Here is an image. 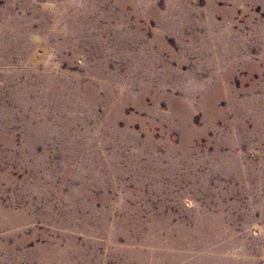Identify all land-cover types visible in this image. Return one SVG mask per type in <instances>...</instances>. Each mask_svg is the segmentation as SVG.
Masks as SVG:
<instances>
[{
	"label": "rangeland",
	"instance_id": "obj_1",
	"mask_svg": "<svg viewBox=\"0 0 264 264\" xmlns=\"http://www.w3.org/2000/svg\"><path fill=\"white\" fill-rule=\"evenodd\" d=\"M209 216L175 253L264 264V0H0V264Z\"/></svg>",
	"mask_w": 264,
	"mask_h": 264
},
{
	"label": "bare ground",
	"instance_id": "obj_2",
	"mask_svg": "<svg viewBox=\"0 0 264 264\" xmlns=\"http://www.w3.org/2000/svg\"><path fill=\"white\" fill-rule=\"evenodd\" d=\"M217 208H219V207H217ZM202 210H203V208H202ZM207 210H209V209H207ZM153 216H154V214H153ZM146 217H147V215H146ZM158 218H160V217H158ZM167 218H160V220H156V218L154 219V217H153L151 219V225H150V228H149V231H148L149 232L148 238L146 240H144V233H143L142 238L138 242V244L142 248L136 249V250L126 249V251H125L124 248L126 246L118 247V248L114 249V251L110 252V257L114 258V260H119V261H117L116 264H148V263H146L147 261H149V264H202L203 260L201 258L197 257V258H195L193 260H189L188 256H186L184 254H178L179 252L175 253V250L177 248H191V247H194L195 249H198V250L202 249L203 248L202 247V243H201V245H197L198 243L196 244V243H194V241H192L194 238L192 240L191 239L185 240V239H187L188 236L191 238V237H193L194 234L199 233L200 231H202L204 226L210 232V236L205 240L204 244H207V246H208V245H211V244L215 243L217 241V236H216L215 230H217L216 226L218 224V221L214 220V219H211L213 217H210V216L209 217H204V218L202 217V219L200 221L198 220L199 221V223L197 224L198 226H194L193 228L190 229V228H184L183 226H180L178 223H172L171 222L172 219H170V221H169ZM187 227H188V225H187ZM231 229H232V227H231ZM175 232L179 233L178 237H174ZM203 232L205 233V231H203ZM218 232H219V230H218ZM224 239H226V238H224ZM115 242L118 243V239H116ZM123 242H125V244H127V237L125 238V240ZM198 242H199V239H198ZM232 242H234V241H232ZM144 246L149 247L150 250L149 251H144V248H145ZM214 247H215V245H214ZM219 248H223V247L221 246ZM219 248H217V249H219ZM234 248L235 247H233V249ZM209 251L212 252L211 250H209ZM216 262H217V260H216ZM238 262H240V261H238ZM219 263L228 264L229 262H227L226 259H225V261L223 260V261H220ZM231 263H235V262L231 261ZM216 264H218V262ZM245 264H248V263H245Z\"/></svg>",
	"mask_w": 264,
	"mask_h": 264
}]
</instances>
